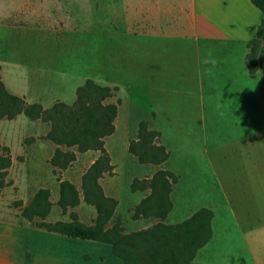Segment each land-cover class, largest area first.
<instances>
[{"label":"crops","instance_id":"1","mask_svg":"<svg viewBox=\"0 0 264 264\" xmlns=\"http://www.w3.org/2000/svg\"><path fill=\"white\" fill-rule=\"evenodd\" d=\"M128 1L131 6V16L134 10H144L148 15L143 20L146 32L143 44L145 47L139 43L140 50L136 46V48H131L138 59L144 60V68L133 78L134 81L129 80L128 99L130 101L128 111L123 112L124 116L139 114L138 123L140 121L179 123L181 115L194 113L191 122L206 124L205 105L211 103L214 106L221 105L226 109L229 108V117L235 122L236 117L238 119L248 115L247 108L252 99H257L264 104V88L253 83L255 76L249 73L245 63L249 52L247 42L255 37L263 17L262 12L250 0ZM41 2L42 0H0V26L4 32L5 41L0 46V77L8 92L22 97L26 103H39L47 108L56 101L68 104L64 99L68 92L66 75L58 76L54 69L57 61L65 59L68 53L35 50L36 46L44 45L45 47L49 42L56 40L50 38L51 35L47 34L44 29L47 17L42 15ZM123 3L127 1L123 0ZM83 4L81 10H89V5ZM106 8L105 2L97 6V11H102L103 16L100 15L102 23L98 22L97 25L98 34L103 36V60H105V24L103 21ZM129 18V26H132L133 22L134 26L141 23ZM40 42L44 44L40 45ZM162 44L166 46L176 44L178 51L171 54L169 51H163ZM216 45L224 50L215 51L214 46ZM186 50L191 52L188 54L193 58L195 67L193 71L185 67L182 62ZM209 53H211V58L217 61L215 66L203 63L206 58H209ZM208 69H212L211 75ZM258 73L259 70L254 75ZM105 85L117 87L119 97L117 99H120V103L116 120L120 116V106L124 102L120 94L123 88L119 87L117 82ZM113 97L108 101L116 102L117 100H111ZM21 115L24 114L20 113L12 119L2 118L0 121L24 119ZM25 117L28 119L23 120L25 125L39 129L27 130L16 139L0 135V146L8 148L12 161L6 175V181L9 183L0 189V220L19 221L22 217L21 209L40 188L50 190L51 213L59 198L60 181L66 179L77 187L81 200L76 207L68 208L66 213H62L57 205L59 207L56 209V216L59 218L57 220H63L62 218L69 220V213L75 211L81 221L80 208L85 207L82 204L85 202L82 199L81 177L97 158L99 152L96 150L78 152L75 147L59 146L64 150H74L76 159L65 169L55 168L50 163V158L57 145L43 138L50 129L49 123ZM29 120L31 122H28ZM109 137L111 136L104 138V146L113 166L112 176L104 173L99 182L104 193L115 198L118 203L108 226H111L115 220H120L125 232L147 227L156 222V219L152 217L133 219L132 213L133 208L150 190L132 191L130 184L135 178L133 177L127 186L128 192L134 195V198L130 201L122 198L121 181L117 178V166L112 163L111 152L107 145ZM135 138L136 136L131 139ZM165 147L168 150V147ZM204 154L219 198L215 199L216 201L213 199L211 205L199 207L197 205L196 208L188 209V203L192 201L190 198H182L178 204L174 200V191L180 185L177 181L170 192L173 205L165 222L182 221L197 209L207 207L213 212L212 236L198 250L195 259L189 264H230L227 263L231 256L229 245L228 249L218 248L219 240H222L221 243L229 244L230 232L235 233L239 239L248 264H264V128L211 140L206 145ZM167 161L170 159L164 163ZM164 163L150 164L157 167L153 173L159 168L168 169L162 166ZM21 167L26 171L24 176L27 184L33 188L29 187L23 196L17 194L18 188L16 187V176H21L19 173ZM168 170L174 172L172 169ZM153 173L141 178L151 177ZM16 200H22V202L14 207L12 202ZM89 211L91 216L88 220H90L89 224H92L96 210L95 216L91 210ZM49 214L46 217L47 221ZM25 220L31 224L27 219ZM214 226L219 227L222 234L218 240ZM50 247L48 246V251L57 252L53 253L52 261L48 263L23 261L22 263L72 264L71 256H67L66 253L67 246L54 248L51 245ZM6 264H21V262L11 261ZM100 264H123V262L117 257L110 258V263L102 260Z\"/></svg>","mask_w":264,"mask_h":264},{"label":"rangeland","instance_id":"2","mask_svg":"<svg viewBox=\"0 0 264 264\" xmlns=\"http://www.w3.org/2000/svg\"><path fill=\"white\" fill-rule=\"evenodd\" d=\"M126 1L127 3L124 4L123 0H42V15L47 17L44 29L47 34L51 35L50 38L56 40L52 39L53 41L45 47L42 45L44 43L40 42L42 46H36L35 50L68 53L65 59L57 61L54 68L58 76L66 75L68 92L64 99L68 104H71L75 99L76 87L87 78H91L102 85L117 82L119 87L123 88L120 94L123 96L124 102L120 106V116L115 120V131L107 139V145L111 152L112 163L117 166V178L121 181L122 198L130 201L134 195H130L128 192L127 184L133 177L141 178L151 175L157 167L150 164L141 165L127 151V141L136 136L139 115H123V112L128 111L129 108V80H133L144 68V60L138 59L131 48L136 46L140 50L139 43L145 47L143 44L146 38L144 33L146 32L143 20L148 14L144 10H134L131 16V6L129 1ZM103 2L106 3L107 7L103 21L105 24V60L102 59L103 36L98 34L97 27L98 22L99 24L102 23L99 18L100 15L102 16V11L98 12L97 6ZM83 3L89 5V10H81ZM129 17L141 23L134 26L133 22L132 26H129ZM4 43V32L0 26V46ZM162 45V50L169 51L170 54L178 51L176 44ZM214 47L217 52L224 50L218 45ZM185 53L182 62L185 67L193 71L195 68L193 58L188 54L191 52L186 50ZM104 67L105 70L103 71ZM258 70V75H252L255 76L253 83L264 88V72L261 69ZM140 77L143 79V75ZM114 95L111 100L116 101L119 98L116 90ZM205 110L206 124L191 122L194 113L186 116L181 115L179 118L181 122L179 123H148L150 128L159 131L157 141L167 146L170 151L168 158L170 161L162 166L172 169L178 175L180 185L174 191V200L178 204L180 199L190 198L192 201L188 203V209L196 208L197 205V207L211 205L213 199L216 201L215 199L219 198L204 154L206 145L214 139H223L264 128V104L257 99H252L249 102L248 115L238 119L236 117L235 122L229 117V108L226 109L225 106H214L211 103H206ZM21 116L24 119L0 121L1 137L8 136L16 139L27 130L39 129L25 125L23 120L28 119L25 115ZM19 173L21 176H16L17 194L23 196L31 186L27 184L24 176L26 171L22 167ZM109 175L112 176V173ZM20 202L22 200H16L12 202V206L16 207ZM82 204L85 207L80 208L81 221L89 224L88 218L91 216L89 210L95 216V209L86 203ZM57 208L59 207L56 205L52 209L48 221L59 219L56 216ZM62 219L68 220V218ZM126 227H128L127 223ZM214 228L218 240L222 234L219 227L214 226ZM228 238L229 244L227 242L221 243L222 240H219L220 244L218 243L219 249H228L229 245L231 256H229L227 263L248 264L243 247L235 233L230 232ZM51 245L54 248L67 246L66 253L67 256H71L72 264H100L102 260L110 263V258H117L107 243L48 232L31 225L22 217L19 218V221L0 220V264L11 261L21 262V264L23 261L48 263L54 259L53 253H57L47 250L48 246Z\"/></svg>","mask_w":264,"mask_h":264},{"label":"trees","instance_id":"3","mask_svg":"<svg viewBox=\"0 0 264 264\" xmlns=\"http://www.w3.org/2000/svg\"><path fill=\"white\" fill-rule=\"evenodd\" d=\"M250 2L263 14L255 37L247 42L249 52L245 63L249 73L254 75L258 69L264 72V0ZM116 89V86L102 85L87 78L76 87V98L71 104L56 101L44 108L39 103H26L22 97L8 92L0 77V119H12L23 113L29 119L49 123L50 129L43 138L57 145L50 158L55 168L65 169L76 159L74 150H64L59 146L75 147L78 152H99L81 177L82 199L96 210L92 224L81 222L75 211L69 213V220L47 221L46 217L52 207L48 188H40L35 192L21 209V216L49 232L107 243L123 264H189L212 236L213 212L207 207H201L182 221L166 223V216L173 205L170 192L173 184L178 181V176L171 170L159 168L151 177H135L130 184L132 191L150 190L133 208L132 218L152 217L156 222L130 232L124 231L120 220L108 226L118 201L104 193L99 179L113 169L104 138L115 130L114 121L120 99L116 102L108 100L114 96ZM158 137L157 130L149 128L146 121H140L136 138L129 140V153L141 164L164 163L169 157V151L158 143ZM0 151L1 189L9 183L6 175L12 161L6 146H0ZM80 200L77 187L69 180H61L56 204L62 213L76 207Z\"/></svg>","mask_w":264,"mask_h":264},{"label":"clouds","instance_id":"4","mask_svg":"<svg viewBox=\"0 0 264 264\" xmlns=\"http://www.w3.org/2000/svg\"><path fill=\"white\" fill-rule=\"evenodd\" d=\"M203 63L205 64H212L213 66H215V64L217 63V61L215 59L211 58V53H209V58H206ZM208 73L211 75L212 69H208L207 70Z\"/></svg>","mask_w":264,"mask_h":264}]
</instances>
